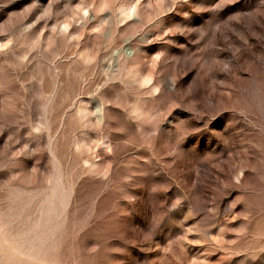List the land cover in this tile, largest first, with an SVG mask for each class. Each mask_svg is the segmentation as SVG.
Returning a JSON list of instances; mask_svg holds the SVG:
<instances>
[{
	"label": "rangeland",
	"instance_id": "obj_1",
	"mask_svg": "<svg viewBox=\"0 0 264 264\" xmlns=\"http://www.w3.org/2000/svg\"><path fill=\"white\" fill-rule=\"evenodd\" d=\"M0 264H264V0H0Z\"/></svg>",
	"mask_w": 264,
	"mask_h": 264
}]
</instances>
